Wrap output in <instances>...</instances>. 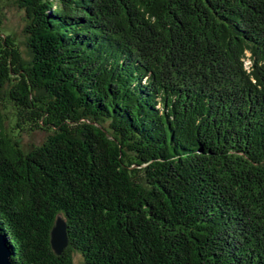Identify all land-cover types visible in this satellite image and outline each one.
I'll use <instances>...</instances> for the list:
<instances>
[{
	"label": "trees",
	"instance_id": "obj_1",
	"mask_svg": "<svg viewBox=\"0 0 264 264\" xmlns=\"http://www.w3.org/2000/svg\"><path fill=\"white\" fill-rule=\"evenodd\" d=\"M16 2L24 49L0 30L11 262L264 264V0Z\"/></svg>",
	"mask_w": 264,
	"mask_h": 264
},
{
	"label": "rangeland",
	"instance_id": "obj_2",
	"mask_svg": "<svg viewBox=\"0 0 264 264\" xmlns=\"http://www.w3.org/2000/svg\"><path fill=\"white\" fill-rule=\"evenodd\" d=\"M23 11L18 7L16 0H0V19L2 21L0 30L3 34H12L22 49H24L23 42L26 39L23 33V25H25ZM11 113L10 111L9 114ZM46 137L47 134L41 130L33 133H23L21 136L22 146L29 149L44 142ZM80 259V256L76 254L74 264H79Z\"/></svg>",
	"mask_w": 264,
	"mask_h": 264
},
{
	"label": "water",
	"instance_id": "obj_3",
	"mask_svg": "<svg viewBox=\"0 0 264 264\" xmlns=\"http://www.w3.org/2000/svg\"><path fill=\"white\" fill-rule=\"evenodd\" d=\"M67 233L66 221L59 215L50 232L51 244L55 254L60 255L68 246L69 238ZM11 261L9 244L4 235L0 232V264H13Z\"/></svg>",
	"mask_w": 264,
	"mask_h": 264
}]
</instances>
